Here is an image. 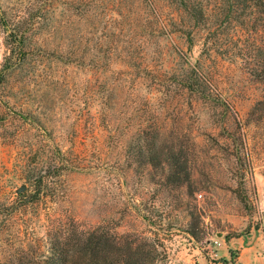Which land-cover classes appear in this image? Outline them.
Returning <instances> with one entry per match:
<instances>
[{"label": "rangeland", "instance_id": "1", "mask_svg": "<svg viewBox=\"0 0 264 264\" xmlns=\"http://www.w3.org/2000/svg\"><path fill=\"white\" fill-rule=\"evenodd\" d=\"M85 1L0 0V69L11 22L41 17L0 85V262L100 228L152 264H264V9Z\"/></svg>", "mask_w": 264, "mask_h": 264}, {"label": "trees", "instance_id": "2", "mask_svg": "<svg viewBox=\"0 0 264 264\" xmlns=\"http://www.w3.org/2000/svg\"><path fill=\"white\" fill-rule=\"evenodd\" d=\"M84 1L81 0L77 10L83 9L82 6L89 5V1ZM251 1L254 6L264 9V0ZM173 3L181 8L184 7V10L196 22L202 21L203 11L201 5L193 3L192 0H173ZM37 17L41 19L39 15H35V17L26 18L21 22L17 21L15 24L11 22V30H9L10 33L7 34L6 38L9 52L4 58V63L0 69V85H2L3 80L14 69L24 64L27 53V32L35 25L34 18ZM3 19V17L0 18V26L7 29V27H10L8 26V24L10 25V21L6 22ZM31 30L33 32L36 31L35 28ZM195 75L196 72L192 70L188 76L189 79L186 86L191 89V85L199 84V81L192 83V81L198 78H195ZM178 162L179 160L176 163ZM44 178L46 177L41 176L39 172H30L27 180L33 182L35 189L28 196L20 195L21 200H25L27 204H34L42 199L45 190ZM53 231L55 232V236H53L52 231L47 235L49 240L47 243L50 245V253L48 256H41L39 259L20 257L17 259V262L12 264H152L156 259L155 256H152L153 251L146 253L145 248L135 247L132 243L124 247L121 245L117 236L110 235L100 228L88 232L84 231L79 235L73 234L68 229ZM0 264L3 263L0 262Z\"/></svg>", "mask_w": 264, "mask_h": 264}, {"label": "water", "instance_id": "3", "mask_svg": "<svg viewBox=\"0 0 264 264\" xmlns=\"http://www.w3.org/2000/svg\"><path fill=\"white\" fill-rule=\"evenodd\" d=\"M27 190V187L25 185L21 186L20 188L17 189V193L21 194ZM221 235V234H220Z\"/></svg>", "mask_w": 264, "mask_h": 264}]
</instances>
